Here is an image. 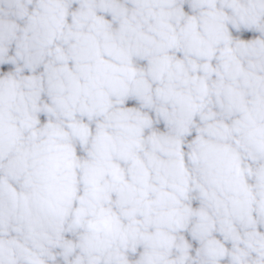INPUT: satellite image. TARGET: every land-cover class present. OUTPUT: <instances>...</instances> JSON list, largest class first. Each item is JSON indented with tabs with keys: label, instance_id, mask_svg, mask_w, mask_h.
<instances>
[{
	"label": "clouds",
	"instance_id": "9594fccd",
	"mask_svg": "<svg viewBox=\"0 0 264 264\" xmlns=\"http://www.w3.org/2000/svg\"><path fill=\"white\" fill-rule=\"evenodd\" d=\"M0 264H264V0H0Z\"/></svg>",
	"mask_w": 264,
	"mask_h": 264
}]
</instances>
